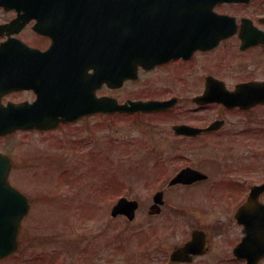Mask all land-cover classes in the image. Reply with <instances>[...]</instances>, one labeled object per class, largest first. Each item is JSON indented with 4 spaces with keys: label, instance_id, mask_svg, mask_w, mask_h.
Returning a JSON list of instances; mask_svg holds the SVG:
<instances>
[{
    "label": "flooded vegetation",
    "instance_id": "1",
    "mask_svg": "<svg viewBox=\"0 0 264 264\" xmlns=\"http://www.w3.org/2000/svg\"><path fill=\"white\" fill-rule=\"evenodd\" d=\"M181 5L194 9L202 7L200 3L173 4L174 7ZM170 7L171 4H165L157 7L159 10L148 13L152 21L148 28L151 64L147 68L139 66L136 79L127 80L124 86L112 87L103 79L113 66L117 73V64L122 55L118 48L122 42V29L117 27V22H122V11L115 13V18L111 14L110 20L115 22L111 32L107 26L106 5L98 0L89 3L70 0H0V46L19 41L28 48L21 51L19 61L23 87L6 91L0 86V100L4 105H24L23 116L26 119L41 120L44 113L52 112L58 122L51 130L21 129L8 136H46L60 130L73 132L80 123L87 124L90 120L110 123L124 118L138 123L145 119L150 126L145 144L147 162L131 161V164L136 170L141 168L147 172L146 182L150 187L147 196L148 216L153 219L171 209L170 218L182 226L178 227L180 233L184 229L185 232L176 239L179 235L175 233L177 227L171 228V232L162 231L151 220L147 226L134 233L136 246L140 240L143 241L142 261L146 264H264V211H258L262 214L259 223L255 212L250 214L253 219L248 220V214L241 211L243 207L250 206L252 190L264 185V146L261 148L259 145L264 143V117L259 115L260 112L264 114V43L260 41L242 49L239 36L241 31L248 35L256 31L263 33L264 37V0L224 2L208 11L211 16L215 12L234 17L236 34L222 39L217 46L204 49L196 47L191 39H202L208 37L209 33L213 35L218 32L217 27L203 26L204 23H213V19H203V11L195 10V16L198 13L200 17L196 19L198 27L169 28L166 27L167 23L174 24V21L162 16L171 13L167 14L161 9ZM17 19L18 24L12 26ZM162 24L165 26H160ZM178 31L179 34L184 33L189 43L178 44L184 45L182 54L165 55V49L171 46L165 41L175 40ZM113 42L114 61L107 60L106 50ZM11 55L9 51L8 56ZM229 56L234 59H228ZM238 57L240 60L236 61ZM234 60L236 64L232 65ZM0 63L4 67L2 75L0 72V81L5 82L10 79L12 61L8 58ZM97 72L100 77H94ZM129 84H135L139 90H132L129 97H123L121 93ZM239 88L243 89L241 93H238ZM239 95L240 101L235 100ZM106 97L115 100L116 105L130 101H159L167 107L133 114L122 113L117 109L107 113L106 108H89V113L77 119L64 116L74 110L71 103L75 99L90 104L92 100L100 101ZM54 143L69 148L73 147L74 140L65 143L64 139H58ZM114 147L115 144L112 148L104 149V152L107 150L109 153ZM82 149L76 164L67 167V172L86 164ZM0 152L9 155L12 160L11 185L22 191L30 202V211L20 229L19 250L11 257L0 259V264H4L21 252L23 237L27 230L31 231L30 226L25 229L26 220L37 207V201L21 189V184L12 177L17 166L14 155L2 148ZM26 155L20 161L26 166L37 167L40 156L37 153ZM93 155L99 157L100 161L104 162L105 159V163H102L105 164L104 171L110 175L115 164L112 163L111 168H106V165L113 160L112 156L108 154L103 158L102 152ZM65 156L54 154L45 158L63 164V159L68 160ZM34 159L37 163L33 162ZM51 165L57 166L55 162ZM103 177V184L92 181L87 182L85 188L83 186L88 197L85 202L88 205L92 203L94 187H114V190L106 192H110L108 199H99L100 216L85 214V217L96 222L105 220L107 211L102 209L105 202L107 208L112 205L109 214L113 220L126 218L123 214H113L115 202L122 197L137 201L140 209L141 199L132 192H137L136 181L127 182L116 176L108 179L107 175ZM125 189L127 191L123 194ZM47 198L57 205L53 193ZM257 202L264 205V189L259 193ZM250 207L255 208V205ZM101 227L105 229L107 222ZM106 234L100 233L97 240H110ZM39 237L46 244L49 243L47 238ZM52 240L58 241L57 238ZM87 242L86 249L90 251V256H94L95 247L101 244ZM65 254L71 260L74 248H66ZM40 256L43 254L35 257ZM45 257L52 261L54 256L51 253L50 257ZM43 259L40 257L38 260ZM55 260L57 264L58 258Z\"/></svg>",
    "mask_w": 264,
    "mask_h": 264
},
{
    "label": "rangeland",
    "instance_id": "2",
    "mask_svg": "<svg viewBox=\"0 0 264 264\" xmlns=\"http://www.w3.org/2000/svg\"><path fill=\"white\" fill-rule=\"evenodd\" d=\"M235 53H237V50H235ZM228 59L234 58L229 56ZM235 59L236 61L240 60L239 57ZM236 61L234 60L231 64L235 65ZM134 85L129 84L123 89L121 93L123 97H129L132 90H139V87ZM259 115H261V118L264 117L261 112ZM75 129L73 132L60 130L56 134L50 133L46 136L44 134L43 136L38 134H14L0 139V148L14 155L17 166L13 175L18 180L17 183L21 184L19 187L34 196L37 201V207L33 212L34 215L32 213L26 220L25 229L30 226L31 231L27 230L26 233L24 231L25 237H23L24 233L22 235L23 248L21 252L13 257L11 261L4 264H55V259L60 256L61 248L70 246V242L68 244L66 241L72 238L74 242L82 243L81 248L85 247V241L88 240L100 243L101 245H98V247H103L104 249L102 253L94 254L93 259L90 257L91 260L87 259L85 252L83 253V249H81L77 255L81 253L82 257L79 259L83 260H76L79 263L72 261L70 264H146L142 261L141 256L144 250L143 241L140 240L137 246L135 245L136 238L134 233L138 229L141 230L151 220H154V226L162 231L171 232V228L177 227L175 233L179 235H177L176 239L185 232L184 229L180 233L178 227L181 225L170 218V215H172L171 209H167L166 212L153 219L148 216L147 196L150 187L146 182L147 172L146 169L141 168L135 170L131 164V161L136 163L147 162L145 144L149 136L150 126L145 119L138 123H133L132 120L124 118L110 123L90 120L87 124L80 123ZM58 139H64L65 143L74 140L73 147L67 148L63 144L56 146L58 144L54 142ZM114 144L116 147L111 152L108 153L107 150L104 152V149L112 148ZM259 145L262 148L264 143ZM136 147L138 149L135 151ZM252 147L254 146L252 145ZM96 148L98 152L103 153V158L108 154L110 157L112 156L113 160L109 162V165H106V168H108L112 163L115 164L110 175L104 171L105 164L103 165L102 163H105V159L103 162L100 161L99 157L93 155L98 153ZM81 149L83 150V158L87 161L86 164L67 172V167L71 168L73 164H76V158H78ZM132 151L134 153H130ZM34 153L40 156L37 160V167L26 166L20 161L24 154L33 156L32 154ZM88 153H91L89 157L86 156ZM54 154H58V156L59 154L62 156L66 155L65 157L68 160L65 161L63 159V164H60L58 161H53L52 158H45ZM74 159L75 161H73ZM33 162L37 163L35 159ZM54 162L57 166L51 165ZM103 175H107L108 178L116 176L118 179H125L124 181L127 182L136 181L137 186L135 188H137V192H132L141 199V207L133 221H128L126 218L113 220L109 214L112 205L107 208V203L105 202L102 204V209L107 211L106 221L96 222L89 217H85V214L100 216L98 206L101 204L99 199H108L110 192L108 194L106 192L114 190V187L101 186L98 189L94 187L91 195L92 203L88 205L85 202L88 197L84 193V185L92 181L97 184H103V180H105ZM37 181L39 183H36ZM126 191L125 189L123 194ZM52 193L53 197L57 199V205L54 204L53 200H47V196H51ZM115 200L116 198L112 201V204H114ZM104 222H107V227L102 229L101 225ZM100 233H107L105 235L106 238H110L111 241L116 239V242L108 243L109 240L104 238L97 240ZM39 236L47 238L49 243L46 244L45 240H41ZM55 238L58 241L52 240ZM171 241L175 240L171 239ZM137 252L139 257H137ZM51 253L54 256L53 260L48 261L45 256L50 257ZM37 254H43L40 257H44V259L42 261L37 260L40 258H35Z\"/></svg>",
    "mask_w": 264,
    "mask_h": 264
},
{
    "label": "water",
    "instance_id": "3",
    "mask_svg": "<svg viewBox=\"0 0 264 264\" xmlns=\"http://www.w3.org/2000/svg\"><path fill=\"white\" fill-rule=\"evenodd\" d=\"M87 0H76L75 2H82ZM225 1H240V0H213L211 3H208L204 0H101V2L107 5V9L112 8L115 10L122 9L123 11V24H122V42L118 47L122 51L121 58L119 57V63L117 64V73L115 71V66L113 69L107 73V77L103 79L112 87H120L123 85L126 79L136 78L137 68L139 65L147 67L149 62L152 60L149 51V33L148 28H150L152 21L149 20V11L155 7V10H159L157 7L163 6L165 4H171L169 9H161L162 11L167 12V14L162 16V18L171 19L174 21V24H168L166 27H185L186 29L192 25L193 27H198L196 19L199 17L198 13L195 16V10L203 11V19L212 18L213 23L206 24L204 27H217L218 32L208 34V37L199 38L197 40L191 39L193 44L196 47H214L219 44L222 39H225L236 33V23L234 18L229 16H223L212 12V16L208 15V11H212L216 3L225 2ZM202 4L201 8H184L174 7L173 4ZM139 15L136 16L135 14ZM174 13V14H173ZM138 18V19H137ZM200 18V17H199ZM168 22V21H167ZM155 22L154 24H156ZM186 23H189L186 25ZM155 26V25H154ZM165 26V25H160ZM181 35V37H180ZM187 35H189L187 33ZM192 36V35H191ZM182 38V39H181ZM240 38L242 39L243 46L246 47L249 43L254 42L257 38L255 33L245 34L243 31L240 33ZM189 39L184 38V33L179 34V31L176 33L175 40L167 39L165 42L170 43L171 46L165 49V55L174 56L180 55L184 52V45H178L181 42L188 44ZM110 44V43H109ZM121 47V48H120ZM22 48L13 47V51H20ZM10 50L8 44L2 45L0 51ZM107 50V60L115 59V46L113 44L109 45ZM12 59L19 62V55H12ZM19 64V63H18ZM3 68L0 64V71L2 72ZM18 71L10 73V79L14 80ZM102 74V73H101ZM118 74L119 77H116ZM106 75V74H105ZM94 77H100L99 72L94 74ZM4 82V81H0ZM11 87H22L21 81H11L7 83ZM243 91L242 88L238 89V93ZM235 100L240 101L241 96H236ZM110 98L107 101H93L89 104L83 100H76L71 103V107L74 108L73 111L66 113L64 116L67 119H77L81 115L89 113L88 109H104L107 108V111L114 112L116 109L122 112L134 113L136 111H150L156 109L160 103L156 102H129L121 106H117ZM36 105V103H35ZM23 105H2L0 101V136H5L8 133L14 132L18 129H28L29 128H39V129H50L54 128L57 122V116H54L55 113L48 112L44 113V117L40 120L38 119H26L23 116ZM48 116V117H46ZM54 116L52 120L51 117ZM11 169L10 159L0 153V258L7 257L16 252L18 249V232L20 228V223L23 217L26 215L29 209L28 200L14 190L7 179ZM261 187H258L254 190L250 198V206L245 207L242 210V213L248 214L249 218L253 219V216L250 214L255 212L257 215L256 221L259 223L262 220V214L258 211H264V205H261L257 202ZM137 208V202H129L126 199H121L113 209L114 215L119 213H125L129 216L130 219H133L135 216V211ZM249 208V209H248ZM250 210V211H249Z\"/></svg>",
    "mask_w": 264,
    "mask_h": 264
}]
</instances>
